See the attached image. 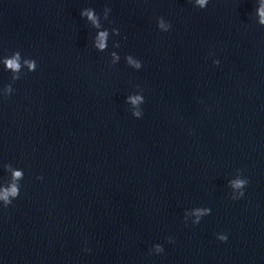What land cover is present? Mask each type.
I'll return each mask as SVG.
<instances>
[{
  "label": "water",
  "instance_id": "1",
  "mask_svg": "<svg viewBox=\"0 0 264 264\" xmlns=\"http://www.w3.org/2000/svg\"><path fill=\"white\" fill-rule=\"evenodd\" d=\"M260 8L0 0V264H264Z\"/></svg>",
  "mask_w": 264,
  "mask_h": 264
},
{
  "label": "clouds",
  "instance_id": "2",
  "mask_svg": "<svg viewBox=\"0 0 264 264\" xmlns=\"http://www.w3.org/2000/svg\"><path fill=\"white\" fill-rule=\"evenodd\" d=\"M196 2L200 7H204L205 4L207 3V0H196ZM81 15L86 16L88 19L92 20L93 24L96 23V19H95V16H94L92 11L81 12ZM260 17H261V23H264V0H261ZM161 27H163V24H161ZM104 37H105V33L100 32L98 35L97 41H96V46L101 48V49L104 48V46H105L104 45ZM18 59H19L18 56H14L11 59H6L5 60V67L11 68L14 71L18 70L20 67V64L18 63ZM26 63L29 64V68L34 67V62H27L26 61ZM136 66L139 67V64H137ZM8 91H10V89L7 88V86H6L5 94H7ZM136 115H139V114L137 113ZM14 175L16 177H19L21 175V173L17 171L14 173ZM36 179L39 180V179H42V177L37 176ZM243 183H244V181L237 180L234 182V185L239 187ZM15 194H16V188L15 187H11L10 189L0 190V199H2L4 201L5 205H7L9 203V199H8L9 195L15 196ZM240 195H243V193L241 192ZM227 238H228L227 234L218 236V239L222 242L227 240ZM155 250H156V252H160L162 249L160 248L159 245H156ZM85 251H88V249H85Z\"/></svg>",
  "mask_w": 264,
  "mask_h": 264
}]
</instances>
